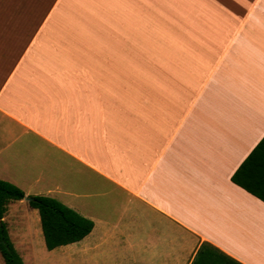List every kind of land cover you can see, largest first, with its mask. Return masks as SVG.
Masks as SVG:
<instances>
[{"label":"crops","instance_id":"0c3cea01","mask_svg":"<svg viewBox=\"0 0 264 264\" xmlns=\"http://www.w3.org/2000/svg\"><path fill=\"white\" fill-rule=\"evenodd\" d=\"M263 136L264 0H0V179L94 223L48 249L11 200L24 264H264Z\"/></svg>","mask_w":264,"mask_h":264},{"label":"trees","instance_id":"16d2710c","mask_svg":"<svg viewBox=\"0 0 264 264\" xmlns=\"http://www.w3.org/2000/svg\"><path fill=\"white\" fill-rule=\"evenodd\" d=\"M232 180L264 201V136L242 161ZM19 186L0 179V252L6 264H24L14 247L3 215L11 200L23 199ZM29 203L39 210L45 243L48 249L78 241L93 228V221L79 214L58 199L48 195H31ZM193 264H220L210 246L203 244Z\"/></svg>","mask_w":264,"mask_h":264},{"label":"water","instance_id":"95a60500","mask_svg":"<svg viewBox=\"0 0 264 264\" xmlns=\"http://www.w3.org/2000/svg\"><path fill=\"white\" fill-rule=\"evenodd\" d=\"M28 200H30L31 199V197L30 196H28V197H26Z\"/></svg>","mask_w":264,"mask_h":264}]
</instances>
